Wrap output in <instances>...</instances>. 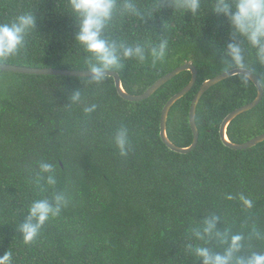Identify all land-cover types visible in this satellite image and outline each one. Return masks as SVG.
Listing matches in <instances>:
<instances>
[{
  "label": "trees",
  "instance_id": "obj_1",
  "mask_svg": "<svg viewBox=\"0 0 264 264\" xmlns=\"http://www.w3.org/2000/svg\"><path fill=\"white\" fill-rule=\"evenodd\" d=\"M66 0H0V22L34 10L36 30L23 58L4 62L29 68L88 70V54L78 45V23L62 5ZM143 19L117 14L106 37L118 45H142L146 52L168 41L167 54L156 64L122 61L125 91L140 95L159 79L187 63L199 72L193 90L171 109L167 133L177 146L192 145V103L205 81L218 71L229 36L225 17L213 13L207 0L203 15L174 11L166 0H137ZM161 5L158 8V5ZM264 74V66H255ZM185 71L151 98L124 100L115 79L102 84L90 78L27 75L0 71V256L10 250L14 264H202L186 249L189 228L216 214L220 231L245 234V249L264 251V239L250 237L255 227L264 235V142L236 151L226 147L221 125L233 111L252 103L258 89L250 80H224L212 87L197 109L200 140L189 154L170 150L161 138L168 101L191 81ZM264 87V84H262ZM81 101L70 100L75 91ZM96 105L90 115L83 109ZM126 126L131 147L121 156L113 137ZM264 134V99L228 127L231 142L243 144ZM41 162L55 166V188L40 180ZM43 189V190H42ZM65 193L62 213L50 219L39 239L25 245L18 225L33 200ZM243 193L254 202L242 210ZM210 247L219 250L213 239Z\"/></svg>",
  "mask_w": 264,
  "mask_h": 264
},
{
  "label": "clouds",
  "instance_id": "obj_2",
  "mask_svg": "<svg viewBox=\"0 0 264 264\" xmlns=\"http://www.w3.org/2000/svg\"><path fill=\"white\" fill-rule=\"evenodd\" d=\"M174 11L190 13L193 17L203 15L202 5L205 0H166ZM213 13L227 19L229 36L239 42L228 43L221 58L218 71L223 73L226 80L238 79L241 85L246 86L252 80L257 84H264V74L256 72L255 66H264V0H207ZM68 14L78 23L75 40L88 54L84 65L90 72V82L102 84L110 74L122 68V61L137 60L143 63L151 57L156 64L163 61L167 54L168 41L161 39L158 46L151 47L146 52L142 45H118L107 38L105 33L114 17L131 15L143 19L151 14L142 11L137 0H66L62 5ZM158 8L161 7L159 4ZM37 15L34 10H26L13 16L11 19L0 22V64L9 61H18L23 58L24 50L28 45V38L36 30ZM255 78V79H254ZM73 104L81 101V92L75 91L70 97ZM96 105H86L83 111L90 115ZM113 142L119 154L127 156L131 147L129 130L126 126L119 127L113 137ZM40 177L36 183L44 179L48 186L55 188V166L51 162H41ZM43 190V189H42ZM229 201L239 199L242 210H251L254 207L252 199L243 193L238 197L225 192ZM65 193L56 191L52 199L40 198L33 200L28 208L27 216L18 225V231L25 245H32L41 236L42 230L50 219L58 217L65 205ZM219 215L213 214L201 222L194 223L189 228L186 249L202 264H264V251H249L245 254V234L229 228L220 231L217 228ZM264 239L255 227L250 237ZM219 241V250L209 246L211 241ZM0 264H14L10 250L0 256Z\"/></svg>",
  "mask_w": 264,
  "mask_h": 264
},
{
  "label": "water",
  "instance_id": "obj_3",
  "mask_svg": "<svg viewBox=\"0 0 264 264\" xmlns=\"http://www.w3.org/2000/svg\"><path fill=\"white\" fill-rule=\"evenodd\" d=\"M0 71L2 72H12L18 74H27V75H43V76H65V77H78V78H90L89 70H62V69H53V68H29V67H22L16 66L11 64H0ZM189 71L192 73V79L190 83L179 93L174 95L166 104L163 113H162V120H161V138L163 142L167 145V147L172 150L173 152L179 154H189L193 152L200 140V133L197 126L196 118H197V109L198 105L203 98V96L215 85L219 84L220 82L226 80L223 74L207 80L202 85L201 89L199 90L198 94L196 95L190 112V124L194 133V141L191 146L182 148L175 145L168 137L167 128H168V119L173 106L183 99L187 94H189L193 88L195 87L197 80H198V69L192 63H187L177 69L173 70L172 72L168 73L161 79H159L150 89H148L145 93L140 95H132L125 91L123 87V82L121 76L117 72H113L110 74L109 77L115 79L116 87L118 90L119 95L127 101L130 102H141L151 98L159 89H161L164 85H166L169 81L180 75L181 73ZM255 79V78H254ZM252 81V80H251ZM258 89V96L257 98L250 104H247L241 108L230 113L224 122L221 125L220 135L224 145L232 150L241 151L251 149L257 146L260 143L264 142V134L248 141L243 144H236L230 141L227 130L229 125L240 115L247 113L253 109H255L264 99V87L262 84H257L256 82L252 81Z\"/></svg>",
  "mask_w": 264,
  "mask_h": 264
}]
</instances>
